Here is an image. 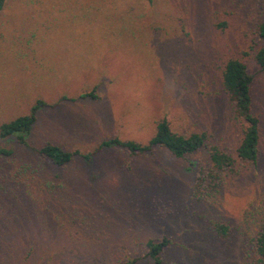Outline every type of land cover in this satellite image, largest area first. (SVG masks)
<instances>
[{"label": "rangeland", "instance_id": "1", "mask_svg": "<svg viewBox=\"0 0 264 264\" xmlns=\"http://www.w3.org/2000/svg\"><path fill=\"white\" fill-rule=\"evenodd\" d=\"M263 11L264 0H5L0 123L45 105L24 145L0 137L12 151L0 156V264H152L145 241L163 236L161 264H252L264 221V70L253 58ZM229 58L252 76L255 163L234 152L240 126L220 82ZM160 118L204 132V144L180 158L97 149L145 143ZM45 143L77 153L56 165L37 152ZM211 145L234 159L229 170L212 168ZM213 222L228 226L224 239Z\"/></svg>", "mask_w": 264, "mask_h": 264}, {"label": "trees", "instance_id": "2", "mask_svg": "<svg viewBox=\"0 0 264 264\" xmlns=\"http://www.w3.org/2000/svg\"><path fill=\"white\" fill-rule=\"evenodd\" d=\"M5 0H0V9ZM257 37L260 45L254 49L253 58L259 69L264 70V11L256 26ZM252 76L246 71L245 65L239 59L229 58L223 64L220 72L222 89L232 102L234 116L239 121L240 134L238 143L234 149L238 159L255 163L257 158L258 144V118L252 112L250 83ZM94 97L93 93H84L80 97ZM65 99L64 96L60 98ZM45 105L40 99L29 107L26 114L19 115L8 121L0 123V137L13 136L19 144H25V137L31 130L36 119V110ZM57 105L54 103L53 106ZM206 139L204 132H191L187 135L177 134L170 130L167 120L160 118L156 120L153 135L145 142L139 143L133 140H119L116 137L103 139L97 149L117 145L123 147L131 154H142L154 146L164 148L174 157L180 158L198 150ZM11 150L0 147V156L11 154ZM37 152L50 160L53 164L64 165L68 163L76 151L63 150L57 145L45 143ZM208 160L213 169L229 170L234 159L231 155L218 149L215 145L208 147ZM88 158L89 154L83 155ZM212 229L215 234L224 239L227 236L228 226L223 223L213 222ZM250 250L254 256L252 264H264V221L259 223L254 234L249 238ZM169 245L168 237L159 239H147L145 241L146 252L143 257H148L152 264H161L160 253ZM137 258L127 260L122 264H134ZM120 264V263H118Z\"/></svg>", "mask_w": 264, "mask_h": 264}]
</instances>
